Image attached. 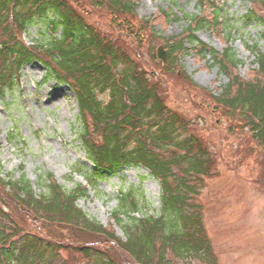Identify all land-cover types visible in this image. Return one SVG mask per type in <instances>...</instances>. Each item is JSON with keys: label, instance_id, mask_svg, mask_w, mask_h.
Segmentation results:
<instances>
[{"label": "trees", "instance_id": "trees-1", "mask_svg": "<svg viewBox=\"0 0 264 264\" xmlns=\"http://www.w3.org/2000/svg\"><path fill=\"white\" fill-rule=\"evenodd\" d=\"M219 1L199 0L200 13L188 15L183 32L164 40L170 59L160 69L177 77L182 69L190 86L205 91L186 76L181 58L192 50L198 61H212L228 79L218 94H209L213 106L264 149V51L252 48L255 67L242 76L243 63L230 42L233 20ZM138 5V0H0V96L15 87L27 62L41 61L47 78L75 92L79 136L93 174L143 165L162 186V211L153 217H136L139 199L133 191L120 192L113 219L126 231L123 239L114 224L105 225L79 206L88 183L68 190L47 174L37 193L25 172L19 179L0 172V264H216L201 194L206 179L217 175V156L194 130L195 122L167 103L162 77L141 64L138 50L105 35L92 20L106 11L122 34L142 46L145 30L175 17L161 11L138 25ZM47 17L50 40L27 43L26 28ZM244 19L264 27V0H253ZM203 28L226 40L222 52L198 40Z\"/></svg>", "mask_w": 264, "mask_h": 264}, {"label": "rangeland", "instance_id": "rangeland-1", "mask_svg": "<svg viewBox=\"0 0 264 264\" xmlns=\"http://www.w3.org/2000/svg\"><path fill=\"white\" fill-rule=\"evenodd\" d=\"M135 24L145 23L155 14L170 12L175 19L158 21L154 30H145L142 43H134L111 23L106 11L93 16L96 26L104 34L114 37L125 47L135 51L141 64L162 77L165 99L173 109L183 112L195 122L194 130L211 146L217 156V175L206 179L202 191L204 223L211 238L216 264H264V149L256 144L250 132L231 123L213 106L210 93L227 82L218 67L198 61L191 50L182 56L181 65L186 76L200 91L184 79L166 75L162 62L152 53L164 40L178 36L187 27L188 15L199 14V0H138ZM253 0H220L224 16L233 20L230 39L237 59L243 64L240 74L247 77L255 67L256 54L252 48L264 51V27L257 20H246ZM49 17L36 19L24 33V40L34 45L46 43L53 36ZM144 28V27H143ZM198 40L219 52L227 46L211 30L203 28ZM137 42V41H136ZM229 44V43H228ZM211 54L208 59L211 60ZM14 88L0 96V172L5 178L12 174L19 179L22 171L41 193L47 174H52L68 190L78 185L89 186L88 196L78 200L79 206L92 218L105 225L114 224L117 235L126 239V231L113 219L118 209L119 195L133 191L140 201L138 218L158 216L162 211V186L143 165H129L93 174V164L80 140L79 103L75 92L63 83L48 77L41 61H29L21 70ZM107 98V97H106ZM9 134H12L9 137ZM127 222V216H123ZM66 255V253H64ZM200 264V262L198 263Z\"/></svg>", "mask_w": 264, "mask_h": 264}, {"label": "water", "instance_id": "water-1", "mask_svg": "<svg viewBox=\"0 0 264 264\" xmlns=\"http://www.w3.org/2000/svg\"><path fill=\"white\" fill-rule=\"evenodd\" d=\"M156 56L162 62V64L164 66L168 65V62H169L170 57L168 55V52H167V49H166L165 45L160 44L157 47V49H156Z\"/></svg>", "mask_w": 264, "mask_h": 264}]
</instances>
